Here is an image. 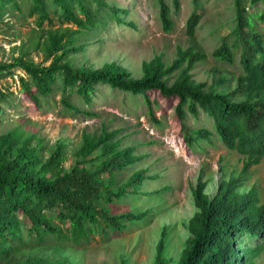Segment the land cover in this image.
Listing matches in <instances>:
<instances>
[{
    "label": "trees",
    "instance_id": "trees-1",
    "mask_svg": "<svg viewBox=\"0 0 264 264\" xmlns=\"http://www.w3.org/2000/svg\"><path fill=\"white\" fill-rule=\"evenodd\" d=\"M24 1H30V15L39 16L38 25L51 22L54 10L62 24L78 29L74 34L49 33L45 45L49 66L37 65L24 56L0 63V81L12 76L16 69L22 70L27 79L20 78L21 91L34 104L40 106L41 98L48 99L61 89V101L74 116L81 110L73 99L90 105L102 86L143 96L150 112L149 93L157 92L166 99L177 100L175 113L189 147L213 137V132L205 128L187 132L188 116L198 120L204 114L213 122L214 132L225 147L245 157L243 176L260 164L264 158V33L259 26L264 24V0H235L236 26L213 52L215 59L231 65L238 61L241 66L242 73L232 92L205 90L203 84L196 83L192 71L207 60V55L194 47L178 48L171 65L161 57L144 62L141 79H133L116 63L96 70L77 67L72 56L85 48L76 46L79 34L103 28L106 16L122 24L120 14L126 11L103 0ZM154 1L163 29L171 33L175 26L172 15L180 13V1ZM10 5L20 9L17 0H0V21ZM250 6L257 7V11L248 13ZM201 18L202 13L194 12L187 21L191 39L196 36ZM9 101V96L0 90V114L6 107H14V101ZM118 135V131H104L98 137L83 134L70 169L64 167L67 156L62 144L44 162L36 149L14 151L13 145L18 143L14 134L0 140V262L8 261L25 247L89 245L94 234L105 228L122 231L128 224L147 217V213L134 212L112 215L105 206L137 194L149 178L139 171L123 184H116L118 173L143 159L134 148H121ZM241 186L242 178L233 177L221 184L213 199L204 193L207 183L197 186L194 199L198 212L189 224L191 237L181 264H256L264 249V203L256 187L241 194ZM164 237L163 232L156 264H168L163 255ZM238 244L245 247L237 251Z\"/></svg>",
    "mask_w": 264,
    "mask_h": 264
},
{
    "label": "rangeland",
    "instance_id": "rangeland-1",
    "mask_svg": "<svg viewBox=\"0 0 264 264\" xmlns=\"http://www.w3.org/2000/svg\"><path fill=\"white\" fill-rule=\"evenodd\" d=\"M103 1L126 11L120 14L123 23L106 16L103 28L79 34L76 46L85 48L72 56L75 66L96 70L116 63L133 79H141L144 62L161 57L171 65L177 58L178 48L194 47L207 55V60L192 71L196 83L203 84L205 90L218 88L232 92L236 88L237 78L242 73L239 62L231 65L213 57V52L236 26L235 0H179L181 11L172 15L175 26L171 33L163 29L154 0ZM17 2L20 9L10 5L0 21V63H11L24 56L37 65L49 66L51 60L45 61L49 33L74 34L78 28L62 24L54 10L50 14L52 21L40 26L39 16L29 13L30 1ZM255 11L257 7L247 9L250 14ZM194 12L202 13V18L195 38L191 39L186 25ZM259 31L264 33V24L259 26ZM21 77L27 79L22 70L16 69L12 76L0 81V90L14 101V107H6L0 114V140L14 134L18 142L13 145L14 151L36 149L44 162L55 147L62 144L67 156L64 167L70 169L75 164L74 153L82 144L83 134L98 137L104 131H118L121 148L132 147L143 159L118 173L116 184H123L139 171H144L149 178L137 194L105 206L112 215L134 212L147 213V217L128 224L122 231L105 228L94 234L89 245L25 247L0 264H156L163 232V255L167 263L181 264L191 237L189 224L198 212L194 191L200 183H207L204 193L213 199L222 183L233 177L242 178L239 192L248 193L256 187L264 203V158L243 176L245 157L225 147L206 115L201 114L198 120L189 115L187 132L209 129L213 132L211 141L189 147L175 113V99H166L157 92L149 93L150 112L143 96L102 86L90 105L73 99L81 110L74 116L61 101V89H56L48 99L41 98V105L37 106L21 91ZM55 223L60 224L57 220ZM243 247L238 244L237 251ZM256 264H264V249Z\"/></svg>",
    "mask_w": 264,
    "mask_h": 264
}]
</instances>
